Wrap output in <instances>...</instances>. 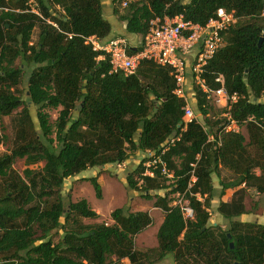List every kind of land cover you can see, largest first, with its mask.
Instances as JSON below:
<instances>
[{
    "label": "trees",
    "instance_id": "16d2710c",
    "mask_svg": "<svg viewBox=\"0 0 264 264\" xmlns=\"http://www.w3.org/2000/svg\"><path fill=\"white\" fill-rule=\"evenodd\" d=\"M26 1L0 0V118L21 108L14 144L0 155V264H109L112 256L128 257L132 264H151L168 254L176 264H264V224L238 219L247 212L248 188L264 194V101L260 100L264 95V0H114L124 7L114 12L126 31L142 37L140 45L129 44V54L143 48L155 18L183 14L185 19L206 24L219 7L235 16L224 46L206 66L204 77L210 87L217 88L221 83L216 77L222 75L227 91L240 94L231 113L241 126L245 124L248 135L220 133L222 117L216 130H211L213 141L200 119L182 131L185 100L174 93L170 66L143 59L133 74L110 72L108 54L86 43L93 35L102 42L112 38V24L101 0H37L41 15L27 10ZM37 26L38 39L33 42ZM24 78L28 100L16 92ZM195 89L197 108L209 119V100ZM28 102L37 107L39 130ZM59 107L58 117L51 122L46 109ZM179 133L180 140L163 155L173 177L160 169L154 176L145 175L147 156L138 164V178L128 175L129 186H140L143 195L155 198L154 205L165 213L157 247L146 251L135 247V236L153 221L148 211L123 206L111 212V224L79 220L96 219L99 213L86 198L72 201L61 193L67 178L89 168L121 164L136 151H157ZM252 146L257 154L249 152ZM17 158L43 165L27 167L21 174L13 167ZM220 165L236 175L231 181H220V196L227 188L240 187L229 202L220 201L217 210L230 227L218 238L209 224V209L215 196L212 174ZM192 169L197 178L186 197L195 218L186 221L180 207L173 205L172 193L187 189ZM88 179L101 197L98 177ZM162 189L166 191L158 193ZM196 193L205 195L204 200H198ZM58 230L63 234L54 242ZM196 256H201L199 263Z\"/></svg>",
    "mask_w": 264,
    "mask_h": 264
},
{
    "label": "built area",
    "instance_id": "2783aa9c",
    "mask_svg": "<svg viewBox=\"0 0 264 264\" xmlns=\"http://www.w3.org/2000/svg\"><path fill=\"white\" fill-rule=\"evenodd\" d=\"M126 4L127 1H124L123 5ZM26 7L27 10L41 15L37 0H27ZM47 21L57 26L54 20L49 18ZM235 21V16L223 7H219L216 16L210 18L206 24L185 19L183 14H177L174 17L166 16L164 20L155 18L151 21L150 29L144 37L143 48L133 54L128 53L129 43L125 37H112L102 42L93 35L86 38V43L90 44L94 50L108 54L112 65L110 72L122 71L125 75L133 74L143 59L170 66L171 75L176 83L174 93L185 100L182 131L186 130L189 122L199 120V115L189 103L186 91V77L190 72L195 86L206 94L209 101H214L223 109L222 117L225 122L220 133L239 132L241 125L233 118L231 108L238 101L240 94L227 91L222 75L216 77V81L221 83L217 88L210 87L204 77L206 66L224 46V37ZM69 37H72V34H69ZM102 57L103 55H100L98 58ZM180 138L181 133L167 138L157 151L147 150V160L144 162L145 175L154 176L155 170L160 169L163 175L173 177V172L169 170L163 155ZM213 140L214 137H209V141ZM218 142L220 144L221 141L218 140ZM192 166L195 164L192 163ZM196 178L192 169L187 189L184 192L172 193V203L180 207L186 221L195 218L194 208L186 197V192H190V187ZM194 195L198 200H204L201 193Z\"/></svg>",
    "mask_w": 264,
    "mask_h": 264
},
{
    "label": "rangeland",
    "instance_id": "374dc122",
    "mask_svg": "<svg viewBox=\"0 0 264 264\" xmlns=\"http://www.w3.org/2000/svg\"><path fill=\"white\" fill-rule=\"evenodd\" d=\"M113 9H119L120 11L124 10V7L119 5L118 3H115L113 6ZM118 17V16H117ZM39 34V27L37 26L33 32V42H36L38 39ZM119 36L126 37L125 33L118 34ZM142 37L137 36V38H128L126 37V40L130 45H140V40ZM19 63V60L17 61ZM18 90L16 91L18 94L22 96L23 99L28 100V90H27V81L26 78H24L21 83L18 85ZM261 101H264V95L260 98ZM210 103V110H209V119H205L204 115L199 111L196 105H193L196 108V112L200 114L199 119L202 121H207L209 130L211 128L212 131H215L217 128V119L222 118L223 116V109L220 105L216 104L214 101H209ZM30 112L33 118V121L35 123V127L37 130H39V120L37 116V107L32 102H28ZM61 107L59 108H47L46 110L50 113V119L51 122H54L56 118L59 115ZM21 108H18L13 111L10 115H5L0 118V136H4L2 138V141L0 142V155L3 153L9 152L12 145L14 144L15 136H16V121L17 117L19 115ZM73 115H77V112L74 111ZM241 130L240 132H243L245 135H248L245 124L240 126ZM208 130V129H207ZM249 152L251 154H257L259 151L255 147H250ZM147 155L143 153L142 151H136L135 153H132V156L129 158V160L118 164V163H110L105 166H99L95 168H89L82 173L69 177L65 180L64 187L62 189V194L67 199H72V201H78L82 198H86L90 204V206L95 209L99 210L101 212V218L98 220H104L108 221L109 224L113 222L111 218V212L119 207H128L131 209H134L131 205L128 204V202L131 201V203L135 201L137 202V207H141L140 205L145 203L144 199H147L143 194V189L139 186L137 189H132L129 186L128 182V175L130 173L134 174L135 178H138L136 169L138 167V164L140 161ZM261 160V157H260ZM179 162V161H178ZM43 165V162L36 163V164H28L25 158H17L13 164V167L21 174H23L24 169L27 167L30 168H40ZM255 171L257 173H262V171L259 168H256ZM92 176H97L98 181L101 185L102 189V196L98 197L96 195V190L91 183V181L88 179ZM221 176L224 181H231L236 178V175L230 171L229 169H221ZM141 184V181H139V185ZM220 188V187H218ZM166 190L162 189L159 190L158 193H164ZM157 192V191H153ZM131 197L133 199H131ZM138 200V201H137ZM155 198L147 199V202H150V204H154ZM246 202L248 205V208L253 210L255 213H260L261 217L258 219V223L264 224V194L259 193L254 188H248L246 191ZM136 207V206H135ZM162 214H164V211L162 209H159L158 213H154V224L147 230L146 233L139 235L137 234L135 236V247L138 250H150L152 245L155 242L154 238V229L155 226L158 224L160 219L162 218ZM219 214V215H217ZM218 216V217H216ZM253 219L255 217H252ZM111 219V220H109ZM62 221H64V218H61ZM79 220L83 223H89L93 224L96 223L97 219L95 218H86V217H80ZM218 222V223H216ZM209 224L214 229L217 237L219 238L220 232L229 229L230 223L227 218H225L220 212H212ZM63 234V230H58L53 234L54 242H57L60 237ZM143 243H142V242ZM149 245L142 247L141 244ZM194 260H198L197 263L201 261V256L193 257ZM196 258V259H195ZM111 261L109 264H113L114 259H110ZM160 261V260H158ZM159 264H176L174 261V258L171 254H168L165 258L160 261Z\"/></svg>",
    "mask_w": 264,
    "mask_h": 264
},
{
    "label": "crops",
    "instance_id": "0c3cea01",
    "mask_svg": "<svg viewBox=\"0 0 264 264\" xmlns=\"http://www.w3.org/2000/svg\"><path fill=\"white\" fill-rule=\"evenodd\" d=\"M101 2L103 5L104 15L112 24V32L110 34V37H120L118 34L125 33L126 37H128V38H137V36H138L137 34L128 33L126 31V28H125V23L123 24L118 20L117 14H115L114 9H113V6L115 4L114 0H101ZM186 91H187V94L189 96V98H188L189 103L196 110V108L193 106V105L197 106V99H196V93H195L196 89H195V84L193 83V78H192V75L190 72L187 73V77H186ZM197 114L200 116L199 113H197ZM204 118L206 119V117H204ZM200 121L204 125L206 124L205 126L209 130V126H208L207 121H202V120H200ZM209 131H210L209 136L213 137L214 133L211 132V129ZM145 155H147V151L145 152ZM221 169H225V168L220 165L219 169L212 174V181H213V185L215 188V196L211 200V207L209 209L211 213L218 211L217 208H218L221 200L229 202L232 199L234 191L240 187V186L239 187L237 186V187L227 188V189H225V193L222 196H220V192H221L220 181L223 180L222 176H221ZM241 186H244V185L242 184ZM218 187H220V188H218ZM203 198H205V195H203ZM131 199H133V198L131 197ZM144 201H145V203L141 204L140 205L141 207H139V208L137 207L138 205H137V202L135 201V199H134L133 203H131V201L128 202L129 205L134 207V209L129 208L130 211H138V210L148 211L150 216L153 219L152 223L148 227H146L144 230H142L140 233H138L139 235L146 233L147 230L149 228H151V226L154 224V218H153L154 213L155 212L158 213L159 209H161L160 207H157L154 204H150V202H147V199H144ZM245 203H246L247 212L242 214L241 216H239L238 219L243 221V222H253V221L257 222L258 219L261 218V217H259V216H261V214L260 213L257 214L253 210L249 209L246 201H245ZM96 211L99 213V217L96 218L97 219L96 222H103L104 220H101V221L98 220L101 218V215H102L101 212L98 209ZM164 215H165V213L162 214V218L160 219L158 224L155 226V229H154L155 242L152 245H150L151 248H155L158 246L157 231H158L160 224L162 223V221L164 219ZM217 215H219V214H217ZM216 217H218V216H216ZM252 217H255V218L253 219ZM109 220H111V219H109ZM105 222L108 223V221H105ZM258 222H260V221H258ZM216 223H218V222H216ZM141 242H140V244H141ZM141 246L145 247V246H149V245L141 244ZM141 251H143V250H141ZM112 259H114L113 264H132L128 257H125L122 259H117L116 256H112ZM160 261H162V259ZM160 261H156V262L151 263V264H159Z\"/></svg>",
    "mask_w": 264,
    "mask_h": 264
},
{
    "label": "water",
    "instance_id": "95a60500",
    "mask_svg": "<svg viewBox=\"0 0 264 264\" xmlns=\"http://www.w3.org/2000/svg\"><path fill=\"white\" fill-rule=\"evenodd\" d=\"M262 42V38L259 40V45L261 44ZM228 236L230 237V234H228ZM231 246L233 247V242H231Z\"/></svg>",
    "mask_w": 264,
    "mask_h": 264
}]
</instances>
